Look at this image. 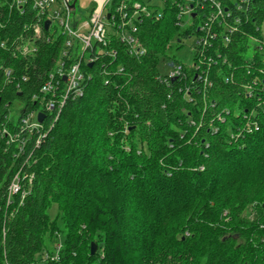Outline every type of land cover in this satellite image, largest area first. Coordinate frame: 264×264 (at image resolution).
<instances>
[{
  "label": "trees",
  "instance_id": "obj_1",
  "mask_svg": "<svg viewBox=\"0 0 264 264\" xmlns=\"http://www.w3.org/2000/svg\"><path fill=\"white\" fill-rule=\"evenodd\" d=\"M134 1L153 10L133 34L141 53L113 35L85 66L82 96L28 134L21 119L42 110L33 99L74 54L64 58L66 37L47 42L45 30L22 57L15 49L32 37L35 12L0 0V264H34L58 240L61 264H264V52L244 55L263 38L264 0H217L225 26L212 24L206 59L195 45L191 67L165 52L199 36L209 4L182 21L174 2ZM160 61L181 66L179 76L160 75ZM15 102L24 108L11 121ZM15 177L20 192L9 198Z\"/></svg>",
  "mask_w": 264,
  "mask_h": 264
},
{
  "label": "built area",
  "instance_id": "obj_2",
  "mask_svg": "<svg viewBox=\"0 0 264 264\" xmlns=\"http://www.w3.org/2000/svg\"><path fill=\"white\" fill-rule=\"evenodd\" d=\"M174 2L177 5L178 19L187 21L195 8L203 9L204 5L209 4L213 10L207 17L206 21L198 28L200 32L196 46L198 47L197 61L199 64L205 61V50L209 44L215 39L216 34L212 32L211 26L219 20L223 23L226 20L225 12L217 0H164ZM11 5L17 7L22 14L25 6H30L35 12L36 23L32 26L33 34L31 38L21 37L19 45L15 51L22 57H26L35 52L33 41L42 37L44 22L49 21L46 31L51 33L47 37V42L54 41L57 36H65V51L63 57L68 58V52L74 54L72 62L67 65L64 59L55 62L54 67L48 73L46 79L40 87L38 97L33 101L38 100V104L42 110L30 112L20 121V129H24L28 134L43 130V123L46 119L56 121L61 110L68 100L79 98L83 94V85L89 74L85 72L86 67L93 65L97 61L98 56L104 54L105 48L109 43V39L114 35L122 43H124L131 54L141 53L137 40L133 37L136 32L137 23L142 16L150 17L153 13L151 9L145 5L146 2L140 3L134 0H107L103 9L95 14L90 15L85 21L72 22L71 16L74 11L69 9V5L73 0H10ZM150 2V1H149ZM109 8V9H108ZM108 15V18H107ZM156 20L161 18V14H155ZM110 28V31H108ZM230 33L231 30L226 28ZM224 42L228 43L229 38L226 34ZM251 42L256 44V50L264 52V39L258 41L251 39ZM4 47V44L0 45ZM110 54V53H109ZM114 52H111V55ZM209 66L210 61L207 62ZM203 64V63H202ZM232 70V73L236 72ZM181 72V66L177 65L168 76L170 79H175ZM6 77L11 75V71L4 70ZM260 74L264 71L260 70ZM25 78H23V81ZM19 90V85H16ZM249 90V88H247ZM44 115V120L39 123L37 120L38 114ZM4 135L11 138L7 134L6 129L2 130ZM12 138L8 141L11 142ZM39 143V141H37ZM24 147V142L20 144V149ZM20 192L18 179L15 177L9 186V198ZM24 193H22L23 195ZM61 241L58 240L54 249L51 252L44 251L39 256L34 264H61Z\"/></svg>",
  "mask_w": 264,
  "mask_h": 264
},
{
  "label": "rangeland",
  "instance_id": "obj_3",
  "mask_svg": "<svg viewBox=\"0 0 264 264\" xmlns=\"http://www.w3.org/2000/svg\"><path fill=\"white\" fill-rule=\"evenodd\" d=\"M107 0H77L75 4V11L71 16V21L80 22L85 21L90 15H95L99 13ZM151 7L162 8V3L160 0H151L149 3ZM109 9V8H108ZM190 23V21H189ZM188 26L187 22L182 24L181 29L178 33L183 32V30ZM110 31V28H108ZM262 36L264 39V26H262ZM198 37L196 35H189L186 38H183L180 42H177L176 39L170 42L169 47L166 49L165 55L168 60H175L180 62L185 67H191L193 65V49L196 45ZM256 44L253 42L248 43V49L245 52L246 58H251L253 53L256 52ZM158 72L160 75H167L169 72L168 67L164 61H160L158 67ZM24 108L22 103L15 102L11 106L9 117L11 121H16L18 118L19 111ZM237 110L233 112L234 115L237 114ZM254 206L253 204L249 207L244 213L243 216L247 217L250 220L254 219ZM53 216V215H52Z\"/></svg>",
  "mask_w": 264,
  "mask_h": 264
},
{
  "label": "water",
  "instance_id": "obj_4",
  "mask_svg": "<svg viewBox=\"0 0 264 264\" xmlns=\"http://www.w3.org/2000/svg\"><path fill=\"white\" fill-rule=\"evenodd\" d=\"M76 1L77 0H73V2L69 5V9L71 11H74L75 10ZM107 18H108V15H107ZM48 25H49V21H45L44 22V28H45V30L47 29ZM89 67H91V65H89ZM169 67L172 68L173 67V64H169ZM37 120H38L39 123H42L43 120H44V115L42 113L38 114ZM95 252H96V245L94 243H92L90 245V255L93 256L95 254Z\"/></svg>",
  "mask_w": 264,
  "mask_h": 264
}]
</instances>
